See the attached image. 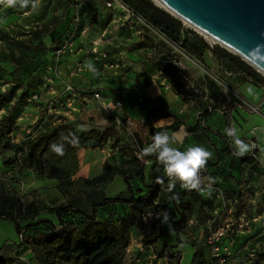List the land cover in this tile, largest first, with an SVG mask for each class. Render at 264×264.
Returning a JSON list of instances; mask_svg holds the SVG:
<instances>
[{"label": "rangeland", "instance_id": "obj_1", "mask_svg": "<svg viewBox=\"0 0 264 264\" xmlns=\"http://www.w3.org/2000/svg\"><path fill=\"white\" fill-rule=\"evenodd\" d=\"M66 2L67 0H40L39 7L35 10H32L31 7L26 9H19L18 7L2 8L3 5L0 4V13H55V17L50 19L49 25L52 26V29H56L55 34L50 35L49 49L39 53L37 65L29 64L31 61L30 35L22 34L19 31H15V33L0 32V91L11 90L12 100L8 106L15 112V116L13 123L10 124L9 135L13 134L14 138L17 139L12 142L13 145L17 146V151L13 148L0 150V164L9 166L10 159L23 148V143L37 131L48 129L57 123H65L66 116L55 111L58 107H64L66 103V98L59 91L62 90L63 93L65 90L68 91L77 87L74 85L69 86L70 77L76 78L85 74L98 82L110 81V83H113V78L120 76L127 78L131 75V72H134L132 63L136 58L149 59L151 57L150 59L153 61V58L161 53L166 58L180 59L183 65L200 70H203L205 66L208 68L204 69L209 73L207 76L215 80L223 93L231 99L239 100L238 95L232 89L234 78L232 75L225 74L223 69L214 61L210 51L205 52L204 62L200 63L187 55L179 45L168 41L162 33L149 28L142 22L137 24L141 31L139 34L141 36L138 38H134L128 32L123 31L118 32L111 38L114 33L106 34L109 31V28H107L108 22H105L97 14L111 13L106 6V0H85L86 3H82L81 7H84L85 14L78 13L80 14L78 17L81 19V28H78L79 32L71 37L70 33H66L64 20L60 19V14L66 10ZM153 2L162 8L155 1ZM79 12H81L80 9ZM182 25L184 28L192 30L197 36L202 37L207 43L219 45L192 26L184 22H182ZM105 28H107V31L102 35L103 30H106ZM54 36H56V40L55 43H52ZM99 38L103 40H99ZM70 39L71 44L65 47L63 53L56 55L55 49L64 45ZM141 47H144L142 52L135 50ZM88 60L93 61L96 68L99 69V76L94 75L85 67V62ZM71 63L73 65H70ZM151 64L154 63L151 62ZM16 65H19L18 68H15ZM151 68L152 71H155L157 67L153 65ZM190 73L187 72L186 77L190 81L194 78L197 86L200 85V81H204L202 78H197L196 74ZM108 87L111 91L116 89L111 86ZM246 87L249 86H243L242 89L237 87V90H235L244 94L247 90ZM22 91L26 93L25 102L18 104L15 100ZM33 93H36L38 98L33 99ZM100 97L102 99V94H100ZM114 97L111 93L107 98L112 99ZM118 98L122 103L119 114H116L120 128L116 130L115 137L110 141V144L112 143L116 150L112 151L107 158V163L126 169L125 176H133V178L128 179V182L125 181L126 177L119 176V180L113 183L96 182L92 185H86L79 180L84 177L77 176L80 173L79 171L84 169L82 167L84 165L81 166L79 162L80 147L76 149L74 157L69 155L68 152L64 156H58L50 148L46 157L48 162H55L60 165L59 167H65V174L55 172L57 179L51 180L47 177L39 178L31 173L22 182L17 178L18 176H14L10 172L9 175L14 177L0 174V178L4 182L0 185V189L4 188L20 197L23 203L27 200H33L40 207L68 203L74 204L77 209L91 214L92 202L100 201L103 198L124 196L127 192V183H131L133 187H136L139 182L138 177L134 176H136L138 167L123 152V149L132 147L133 137L142 149L147 144H144L139 138V133L134 132L126 123L127 113H130V109L134 108V106H130V99L126 96H119ZM184 98L188 97L184 96ZM203 99H205L203 96L195 97V100L200 101V105L193 109L187 106L180 117L179 128H181V123L187 126L183 125L184 136L178 148L183 151L189 146L199 144L213 152L215 157L208 162L209 170L207 174L203 175H210L215 179V183L212 185L214 190L210 195L207 191H188L185 189L182 191H188V194H178L179 202L190 201L188 224L184 234L172 230L167 220L149 219L150 216L158 212L155 206H151L149 212L144 215V226L140 229H132L129 243L124 249L120 264H166V258L157 256L154 250L155 247H161L162 244L172 245V251L181 252V264H189L192 254H188L187 250L191 251L193 248L189 244V239L195 241L196 245L202 249L204 258H207L209 257V247L206 243V237L208 231L216 226H222L225 229L221 245L225 252L230 255V259L236 258L237 262L240 263L251 255L264 252V149L258 147L257 138L248 131L255 122L259 121L257 117L261 116L256 114L252 116L253 118L242 120L237 114H234L233 122L240 130L241 138L250 144L252 142L256 144V150L253 151L252 148L251 151L245 154L252 155L254 158V163L247 165L237 156H234L233 152L228 153L224 150L225 144L217 135V133L225 134L224 124L219 123L220 113L217 111L219 106L217 104L213 106L209 101H203ZM159 100L155 101L156 104L151 108L157 107ZM50 101L56 105L54 109L51 108L49 111L47 104ZM245 101L247 100L245 99ZM263 101L264 97L260 104ZM144 102L145 100L141 105L139 102L136 103L138 108L133 109L134 114H138L136 110L140 113L139 115L144 114L145 109L149 111V103L144 105ZM261 112L264 113V105L260 110ZM3 113H5L4 109L0 111V115ZM104 114L110 124L115 123L113 120L115 114L113 115L107 111ZM104 126L108 127L107 125ZM154 129L149 130V135H155L157 131ZM167 131L170 132V130ZM245 135L247 138L244 137ZM63 136H66V134H61L54 143L62 142L61 138ZM174 136L178 137L179 135ZM101 147L103 146L101 145ZM231 147L233 149L234 145H231ZM154 156L147 157L151 159ZM140 168H143L142 171L146 175L149 174L148 166ZM93 172H95V169ZM230 175L234 178H231ZM7 180L8 183L5 185ZM168 183L169 181L164 184V188L168 186ZM178 183H176V186ZM239 188L244 190L247 198L246 205L241 208L236 206ZM123 210L124 205L121 203H107L103 207H95V211L100 216H114ZM30 231L31 229L27 232V235ZM145 236L156 238L155 241L145 244L143 243V237ZM17 240L20 241V245L24 244L25 248L28 247L23 239L17 237L13 222L0 219V242L5 241L9 247H12L9 254L16 255V252H14L16 245L10 243ZM175 243H178V246H174ZM181 243L186 245L180 246ZM33 264H35L34 261Z\"/></svg>", "mask_w": 264, "mask_h": 264}, {"label": "trees", "instance_id": "obj_2", "mask_svg": "<svg viewBox=\"0 0 264 264\" xmlns=\"http://www.w3.org/2000/svg\"><path fill=\"white\" fill-rule=\"evenodd\" d=\"M120 1L127 5L147 25L162 33L168 41L179 45L190 57L203 63L205 52L210 51L212 57L223 71L236 76L238 84L249 82L264 88V76L254 67L226 48L216 44L210 45L192 30L184 28L178 18L155 5L152 0ZM73 2L72 0H67L66 10L76 4V0H73ZM73 18V14L66 19L60 18L65 22L66 33H70L72 30ZM109 19L110 14L105 17L104 21L108 22ZM80 26L81 19L76 33L79 32ZM43 36L45 34L38 35V42L30 47V52L32 53H30V59L37 55L39 56V53L46 49L42 41ZM54 37L56 38V36ZM162 58L166 61L159 71L173 79L176 89L187 95H197L194 87L190 86L178 73V67L167 61L166 57L162 56ZM18 66L16 65L15 68H18ZM205 87L207 100L211 105L217 104L221 108L224 126L225 128L228 127L232 123V112L235 103L228 99L221 91V87L213 79L207 77ZM10 91V89L3 92L0 91V111L6 109L5 107L11 102ZM25 94V91H22L15 100L16 103H24ZM14 116L15 112L10 107L5 110V113L0 115V150L13 148L17 151V146L9 141L10 124L13 123ZM179 124L180 121L175 119L169 125L157 127L154 130L157 132L165 130L176 131L179 128ZM69 132L75 133L79 137V144L76 147L65 143L66 152L74 157L76 149L85 142H90L93 147H99L108 139L111 141L115 137L116 128L115 124H110L102 130L79 131L74 128L72 123L65 122L54 124L48 129H41L32 137H29L23 143V148L10 159L9 172L14 176H22L25 172L30 171L39 178L47 177L51 180H56L55 172L65 174L66 168L59 167L60 165L55 162H52L53 164L48 162L46 157L49 153L50 145L61 134L68 135ZM217 135L225 144L224 150L228 153L233 152L228 138L223 133H217ZM130 149H123V152L136 163L138 170L134 177H138L139 184L133 187L131 183H127V192L124 196L103 198L100 201L92 202L91 214L77 209L74 204L68 203L45 207L36 205L33 200H27L23 203L20 197L2 188L0 189V219L13 222L16 233L21 235L19 238L23 239V242L32 250L38 264H120L124 249L129 243L132 229H140L144 226L143 216L149 212L151 206H155L158 211L167 209L169 212L167 222L172 230L184 234L188 224L190 201L184 200L177 203L176 200L170 199V197L174 194H188V191H182L184 189L180 187L179 183L171 192L167 191L168 186L164 188V184L169 180L163 166L157 161L155 156L150 159V171L145 176L142 171L143 168H140L144 165L140 164L134 157L132 147ZM238 158L247 165L254 163L252 155H244ZM208 167L207 165V171L204 174H207ZM126 173V169L106 162L103 165V174L101 176L79 180L86 185H92L96 182L107 184L111 183L118 175L126 177ZM13 175L10 176L14 177ZM230 177L234 178L232 175ZM130 178H133V176L126 177L125 181L128 182ZM158 178H161L163 183H158ZM2 181L0 178V185L4 184ZM246 202V194L243 189L239 188L236 202L237 208L243 207ZM107 203H121L124 205V210L114 216L98 215L95 207H103ZM43 210L55 215L56 220L53 222L39 217V213ZM30 229L31 231L27 235ZM155 238L145 236L143 237V243H151L155 241ZM189 244L194 249L189 264H201L205 260L202 249L196 245L194 240L189 239ZM174 246H178V243H175ZM172 247L169 244H162L161 247L154 248L155 254L159 257L164 256L166 264H181V252L172 251ZM255 259L263 260L264 252L256 253L250 257V260ZM4 263V259L0 257V264Z\"/></svg>", "mask_w": 264, "mask_h": 264}, {"label": "crops", "instance_id": "obj_3", "mask_svg": "<svg viewBox=\"0 0 264 264\" xmlns=\"http://www.w3.org/2000/svg\"><path fill=\"white\" fill-rule=\"evenodd\" d=\"M84 2L83 4H85ZM82 3L75 4V6H70L67 10H65L64 13L60 14V18L66 19L68 16L73 14L74 16H80L78 13H82L84 15V7H81ZM81 7V8H80ZM2 8H7L3 5ZM79 9L81 12H79ZM111 13H97L101 19H105L106 16L110 14V19L107 24V28H109V31L106 33V30H103V34L110 33L113 34L111 38L117 34L120 31L128 32L132 37H139L141 33L140 28L137 26V23H134L132 20L128 22V28L122 29L121 25L123 21H125V16H123V13L117 12L112 8L108 9ZM55 13H0V20L3 22H0V32L8 31L10 33L20 32L22 34L30 35L31 41H30V47L35 45L38 42L37 35L45 34L43 36L42 41L44 42L46 46V50L49 49V38L50 35L55 32V28L52 29V26L49 25L50 19H54ZM80 18V17H79ZM47 23V24H45ZM102 37V36H101ZM36 38V40H35ZM102 38H99L101 40ZM56 38L53 37V42L55 43ZM103 40V39H102ZM54 45V44H53ZM55 46V45H54ZM136 51L142 52L144 50V47L135 49ZM32 54V53H31ZM72 56V54H71ZM138 57V55L136 54ZM161 53H158V56L156 58H153V61L150 59H135L133 60V68L134 72H131V75L126 77L120 76L117 78H113V83H110V81H95L91 76L87 75H80L79 77H70L69 80V86H77L70 90H65L62 93V90L59 91L65 98L66 103L64 107H58V109L55 112H59L61 114H64L67 118L65 122L72 123L74 125L75 129H79L80 126H83L85 129L84 131H88L90 129H99L102 130L105 126H109L110 123L105 117V111L111 112L113 116V120L115 123L116 130H119L120 125L118 124L119 119L116 117L119 114V111L122 108V103L119 100V96H126L128 97L130 106L134 108L130 109V113H127L128 117L126 120V123L128 124L129 128L134 130V132L139 133V138L144 144H147V146L152 143V137L154 135H149V130L154 129L160 126L169 125L172 123L175 119L179 120L182 116L185 108L188 106L191 109L194 107H198L200 105L199 100H195V97L203 96L205 99L203 101H208L206 97V79L207 75L209 73L204 70L208 69L204 66L203 70L190 67L188 65H183L181 63L180 59H170L167 58V61L170 63L175 64L179 71L178 73L181 75V77L187 81V83L190 86L194 87V91L197 93V95H187L184 93L179 92L174 83L173 79L167 75H163L159 69L163 65V63L166 61L163 59ZM38 58L39 56H35L33 59H31L29 64L37 65L38 64ZM215 61V60H214ZM153 62V65H156V70L152 71L151 67L153 66L151 64ZM216 62V61H215ZM217 63V62H216ZM142 64V66H141ZM70 65H73L71 63ZM189 68V69H188ZM76 68L74 69V71ZM80 70V69H78ZM187 72H191L190 74H196L197 78H202L204 81H200V85L197 86L196 81L194 78L190 81L186 74ZM225 72V71H224ZM227 75H232L234 78V81L232 83V89L234 91L238 88H243V86H249L246 87L247 90L244 92V94L240 91H236L235 94L238 95L237 97L239 100L230 99L235 103L233 112H232V123H234V114H237L242 120H245L247 118H253L252 116L258 114L261 117H257L259 121L255 122L253 127L249 128L252 136H255L258 141V147L260 149H264V113H260V110L263 108L264 103H261V100L264 97V88L263 86L255 85L249 82H245L242 84L237 83V78L234 74H230L225 72ZM210 79H213L212 77H209ZM214 80V79H213ZM215 81V80H214ZM98 86V87H97ZM116 88L115 90L111 91L110 87ZM97 87V88H95ZM92 89V90H91ZM236 89V90H235ZM98 91L100 94H102V101H99L95 99L92 94L94 92ZM222 91V90H221ZM223 92V91H222ZM112 93V96L115 97L112 99L107 98L109 94ZM117 93V94H116ZM119 94V95H118ZM184 96L188 98H184ZM160 99V100H159ZM245 99L248 101H245ZM144 102V105L146 103L148 104L149 111L145 109V113L142 115H139L140 113L137 111L138 114H134V110L138 108L136 106V103ZM158 106L153 107L156 103L155 101H158ZM112 103H111V102ZM116 101L120 102V105H116ZM131 101V102H130ZM188 102V104H187ZM255 105L258 108V112H253L250 109V105ZM112 106V107H111ZM7 110L9 109V106L5 107ZM113 108V109H112ZM140 110V109H139ZM143 111V110H142ZM220 113L219 123L224 124L223 122V116L221 112V108L217 110ZM117 114V115H116ZM140 118H138L139 116ZM116 119V120H115ZM139 119V120H138ZM142 120V121H141ZM255 120V119H254ZM256 121V120H255ZM183 125L184 123H181V128H178L176 131L170 130V135H179L178 137H175L176 143L173 145L174 147H178L180 145L181 140L183 139ZM103 126V127H101ZM187 126V125H184ZM167 131V130H166ZM224 134V133H223ZM225 135V134H224ZM227 137V135H225ZM247 138V136H244ZM228 138V137H227ZM229 139V138H228ZM14 140H17L14 138L13 134L10 135L9 141L12 142ZM248 142V141H246ZM231 144V143H230ZM232 145V144H231ZM103 147H93L91 146L90 142H85L82 146H80L79 150V162L82 165L84 169L80 170L79 175L86 179H91L97 176H101L103 174V165L105 162L108 161V157L112 153V151L116 150V147L112 146V143L110 144V140L108 139L106 142L102 144ZM101 147V148H100ZM77 156V155H76ZM124 157V155H123ZM215 157V155L213 156ZM148 166V169H150V164L145 165L144 167ZM95 169V172H93ZM144 172V171H143ZM33 172H25L22 176H18L17 178L22 180L27 176L30 175ZM0 174L3 175H9V166L0 164ZM34 174V173H33ZM35 175V174H34ZM144 175L146 173L144 172ZM11 177V176H10ZM119 175L114 178V180L111 182L113 183L116 180H119ZM5 181V180H4ZM8 180L5 182V185H7ZM39 217L49 219L51 221H55L56 217L53 214L47 213L46 211H41L39 213ZM144 218V216H143ZM16 232V231H15ZM17 237L19 235L16 233ZM19 240L14 241L10 244H15V254L12 255V253L9 254V251L12 247H9L8 243L0 242V257H2L5 261L4 264H33V261L35 264H38L36 259L34 258L33 253L31 250L27 247L25 248L24 244H19ZM186 245L185 243H181L180 246ZM27 249V250H26ZM188 254L194 253V249L192 248L191 251L187 250ZM251 255L250 257H252ZM250 257H247L244 261L238 263L236 258L230 259V255L228 257L227 264H263V260L255 259L250 260ZM34 258V260H33ZM208 259L205 258V260ZM31 262V263H30Z\"/></svg>", "mask_w": 264, "mask_h": 264}, {"label": "clouds", "instance_id": "obj_4", "mask_svg": "<svg viewBox=\"0 0 264 264\" xmlns=\"http://www.w3.org/2000/svg\"><path fill=\"white\" fill-rule=\"evenodd\" d=\"M40 0H0V4L5 7L26 9L31 7L35 10L39 7ZM0 22H3L0 20ZM254 58L264 61V44L257 45L253 50ZM85 67L94 75L99 76L100 71L96 68L93 61L85 62ZM79 131H84L83 126H80ZM225 134L234 145L233 155L243 157L251 151L255 145L246 142L241 138L240 130L234 123H231L224 129ZM62 142L53 143L50 145L51 150L58 156H64L66 153L65 143L76 147L79 144V137L72 132L61 138ZM176 143L174 135H170L168 131H158L152 137V143L141 150L142 156L155 155L157 161L163 166L164 172L168 177L169 183L167 191L171 192L179 182L180 187L192 191H207L209 195L214 190L212 185L215 179L212 176L203 175L207 171L208 162L213 159V152L203 145H192L185 150H180L173 145ZM158 183H163L161 178L157 179ZM170 199L179 202L178 194L173 195ZM150 218L158 220H167L169 212L167 209H161L154 213Z\"/></svg>", "mask_w": 264, "mask_h": 264}, {"label": "water", "instance_id": "obj_5", "mask_svg": "<svg viewBox=\"0 0 264 264\" xmlns=\"http://www.w3.org/2000/svg\"><path fill=\"white\" fill-rule=\"evenodd\" d=\"M159 1L264 76V61L253 55L257 45L264 44V0Z\"/></svg>", "mask_w": 264, "mask_h": 264}, {"label": "built area", "instance_id": "obj_6", "mask_svg": "<svg viewBox=\"0 0 264 264\" xmlns=\"http://www.w3.org/2000/svg\"><path fill=\"white\" fill-rule=\"evenodd\" d=\"M85 0H76V4H80ZM106 6L108 8H112L117 12L123 13V16H125V21H123L121 28L127 29L128 28V22L133 21L134 23H145L139 16H137L127 5H125L120 0H106ZM80 22V18L78 16H74L73 22H72V30L70 32L71 37L74 35L77 31L78 24ZM146 24V23H145ZM147 25V24H146ZM149 28H151L149 25H147ZM71 39L66 42L64 45L58 47L55 50L56 55H60L63 53L66 46L71 44ZM211 45V44H210ZM92 96L102 101L100 97V93L98 91L94 92ZM33 99L38 98L37 94L32 95ZM116 105H120L119 101H116ZM48 110L50 111L51 108L54 109V103L50 101L48 104ZM250 109L253 112H258V108L255 105H250ZM255 147H253V151L256 150V144L255 142H252ZM142 148L137 143L136 139L132 138V153L134 157L140 162L142 165H148L151 163L150 159L147 156H142L141 154ZM225 235V229L222 226H216L214 228H211L208 231L207 237H206V243L209 247V257L208 259L204 260L201 264H227L229 254L225 252V250L222 248L221 241ZM21 236V235H19Z\"/></svg>", "mask_w": 264, "mask_h": 264}, {"label": "bare ground", "instance_id": "obj_7", "mask_svg": "<svg viewBox=\"0 0 264 264\" xmlns=\"http://www.w3.org/2000/svg\"><path fill=\"white\" fill-rule=\"evenodd\" d=\"M155 1L157 4H159V6H161L162 8L166 9L167 11H169L170 13H172L173 15H175L176 17H179L180 19H182V21L187 24L190 25L185 19H183L181 16H179L177 13H175L173 10H171L169 7H167L165 4H163L161 1L159 0H153ZM191 26V25H190ZM199 31V30H197ZM200 32V31H199ZM203 34V33H202ZM204 35V34H203ZM210 38V37H209Z\"/></svg>", "mask_w": 264, "mask_h": 264}]
</instances>
